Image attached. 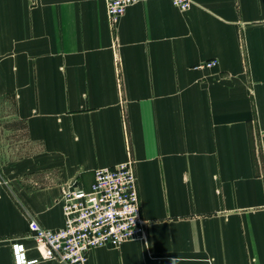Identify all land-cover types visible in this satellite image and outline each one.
<instances>
[{"label":"crops","instance_id":"1","mask_svg":"<svg viewBox=\"0 0 264 264\" xmlns=\"http://www.w3.org/2000/svg\"><path fill=\"white\" fill-rule=\"evenodd\" d=\"M190 1L0 0V264L125 160L145 232L89 264H264V0Z\"/></svg>","mask_w":264,"mask_h":264},{"label":"built area","instance_id":"2","mask_svg":"<svg viewBox=\"0 0 264 264\" xmlns=\"http://www.w3.org/2000/svg\"><path fill=\"white\" fill-rule=\"evenodd\" d=\"M112 22L126 7L138 0H103ZM180 9H187L190 0H170ZM216 59L199 66L210 67ZM63 225L42 226L30 218L27 226L41 259H55L61 264H89L87 254L103 245L141 236L145 220L139 213L136 177L132 161L96 168L88 188L66 186L61 193ZM14 264H25L22 246L12 242Z\"/></svg>","mask_w":264,"mask_h":264},{"label":"rangeland","instance_id":"3","mask_svg":"<svg viewBox=\"0 0 264 264\" xmlns=\"http://www.w3.org/2000/svg\"><path fill=\"white\" fill-rule=\"evenodd\" d=\"M1 121H3V122H6V119H4V120H1ZM134 170V169H133ZM135 174V173H134ZM29 220V219H28ZM144 232H145V227H144ZM144 234V233H143ZM142 236V235H141Z\"/></svg>","mask_w":264,"mask_h":264}]
</instances>
